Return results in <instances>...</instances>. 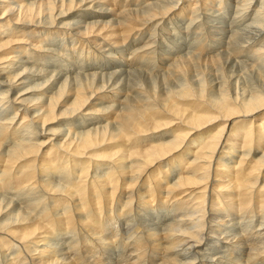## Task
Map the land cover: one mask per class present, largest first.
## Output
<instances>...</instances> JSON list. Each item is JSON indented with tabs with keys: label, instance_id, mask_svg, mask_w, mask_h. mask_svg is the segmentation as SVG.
Here are the masks:
<instances>
[{
	"label": "bare ground",
	"instance_id": "1",
	"mask_svg": "<svg viewBox=\"0 0 264 264\" xmlns=\"http://www.w3.org/2000/svg\"><path fill=\"white\" fill-rule=\"evenodd\" d=\"M0 264H264V0H0Z\"/></svg>",
	"mask_w": 264,
	"mask_h": 264
},
{
	"label": "rangeland",
	"instance_id": "2",
	"mask_svg": "<svg viewBox=\"0 0 264 264\" xmlns=\"http://www.w3.org/2000/svg\"><path fill=\"white\" fill-rule=\"evenodd\" d=\"M216 11V10H215ZM218 14L220 13L221 14V16H223V14H226V12H227V15H228V19H230L231 18V15H229L228 13H229V10H228V8L225 6V10L224 11H222V12H218V11H216ZM201 20V19H200ZM185 23V22H184ZM186 25L188 24V23H185ZM180 33V32H179ZM178 39H181V40H183L184 41V43H185V46L184 47H187L186 45L187 44H189V46H192V43H193V41L195 42V39L197 38V36L195 37V34L194 33H192V35H190V37H186V35H185V33L184 34H181L180 36H176ZM194 37V38H193ZM176 39V38H175ZM198 39V38H197ZM56 40V41H55ZM67 40V41H66ZM66 40L64 39L63 41L61 40V38L59 37V39L57 38H52V37H50V39L48 40L50 43V46L53 48V49H59V50H61L63 53L65 52V55L64 56H62V55H57L56 57H57V60L56 59H54V58H50V59H48V60H46L45 62H46V64L48 65V63L50 62V61H54L55 62V64L56 65H59L60 66V69L63 71V72H66L67 71V69H68V67L70 68V69H72L73 71H74V73L75 74H77V73H79V74H85L86 73V71H87V69H88V66H89V64L91 65V64H93V63H91V61H92V58H90V62L89 61H87L86 60V58H85V56H84V54L81 52V54L78 56L77 55V53H75V51H74V49L73 48H68V46H69V40H68V38H66ZM189 41V42H188ZM61 43V44H60ZM65 44V45H64ZM172 45H173V47L172 46H169L168 48H169V51H171V52H173V53H175V54H177V52H178V50H179V45H175V44H173V43H171ZM207 44H209V43H207ZM195 45V44H194ZM71 46V45H70ZM173 48V49H172ZM63 49V50H62ZM190 49V48H189ZM188 49V50H189ZM190 51V50H189ZM75 53V54H74ZM130 53L129 52H127L126 53V56H127V58L129 57L130 59L132 58V56L130 55ZM91 57V56H90ZM130 59L128 60V61H130ZM97 60V59H96ZM96 60L94 61V62H96ZM85 61V62H84ZM104 62V61H103ZM81 65V66H80ZM63 66V67H62ZM78 66H80L79 68H78V70L76 69V67H78ZM97 66H100L101 68H105V70L106 69H110V68H112V66L109 64V63H107V62H104L103 63V65H102V62H100L99 64H97ZM133 66H136V65H133ZM130 67H132V66H130ZM64 70H66V71H64ZM86 70V71H85ZM161 72H165V70H163V71H161ZM228 175V174H227ZM234 200H236L235 199V197H234ZM156 207H154V209H155ZM171 210V209H170ZM166 209L159 215V216H162L163 215V213L165 214L166 213ZM158 212V211H157ZM171 214V213H170ZM165 216V215H164ZM151 217H153V216H151ZM154 218V217H153ZM146 219L147 220V222L145 221V222H143V223H145L146 225H149V223H150V225L152 226L153 225V228H158L157 226H156V221H153L154 219ZM254 219H256V215L253 217ZM149 221V222H148ZM170 221H171V218L169 217L168 218V220H166L165 221V224H169L170 223ZM157 224H159L158 222H157ZM155 226V227H154ZM59 242V241H58ZM112 247H114V245L112 246ZM112 247H110V248H112ZM116 249V248H115Z\"/></svg>",
	"mask_w": 264,
	"mask_h": 264
}]
</instances>
